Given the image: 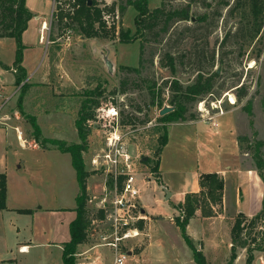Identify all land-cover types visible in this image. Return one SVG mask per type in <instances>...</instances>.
Segmentation results:
<instances>
[{
    "label": "rangeland",
    "instance_id": "1",
    "mask_svg": "<svg viewBox=\"0 0 264 264\" xmlns=\"http://www.w3.org/2000/svg\"><path fill=\"white\" fill-rule=\"evenodd\" d=\"M94 1L96 9L102 10L104 24L96 22L97 35L90 37L75 17L79 8L75 2L67 0L56 20L52 16L55 0H29L30 6L49 21L48 29L41 34L44 40L41 50L37 45L39 33L30 28L23 34L24 40L35 46L25 49L24 62L31 72L38 66L37 74L26 80L31 83L24 92L16 84L17 72H14L17 43L14 38L0 37V61L9 66L5 69L0 65V72L7 78L5 92L6 95L15 92L5 110L6 115L12 116L8 122L20 125L29 141L36 139L32 116L42 128L40 139H36L40 148L35 150L28 144L22 147L15 128L0 123L4 130L0 131V172L7 175L9 204L32 207L74 204L79 185L71 156L43 140L54 137L68 144L80 142L76 120L81 105L85 100L95 99L99 105L92 108L93 117L87 122L88 150L84 152L89 173L87 209L91 223L81 250L95 247L104 264H114L112 248L99 245L103 242L100 232L108 228L106 208L99 204L107 199L108 206L113 196L116 168L107 155L112 158L118 155V170L122 171V154L128 153L141 190V202L148 205L149 213L151 208L158 210L162 206L161 211L166 212L146 215L138 221L141 234L126 245L140 257L135 264H141L143 256L148 261L145 264H197L175 222L179 211L166 201L169 191L158 180L160 168L155 171L152 167L160 159L161 139L170 128L171 141L162 156L163 179L172 190L190 188L196 171L231 165L235 140L234 128L231 132L228 122L230 125L235 121L244 167L258 166L255 161L258 148L264 158V27L253 37L255 0H149L150 10L185 8L192 19L171 20L165 30V17H162L153 27L146 28L143 35L137 33L138 11L134 0ZM263 1L259 0L260 4ZM90 5H93L92 0ZM103 13L111 14L108 20ZM203 16L205 20L201 19ZM107 22L113 26L108 27ZM34 23L35 20L33 26ZM68 28L72 29L70 38L65 35ZM36 52L37 57L40 55L37 61L32 59ZM168 54L175 58V71L168 64ZM200 73L206 77L215 75L211 92L198 101L188 102L187 120L161 119L166 115L160 114L161 109L174 106L171 100L180 94L171 82L179 81L186 87ZM228 93L234 95L235 103ZM215 105L223 106L227 112L225 116L198 124V128L188 124L203 119L205 109L215 113ZM16 111L19 118L14 114ZM192 114L195 118H191ZM219 128L224 130L221 135L216 134ZM207 130L214 134L208 137ZM116 145L120 152L115 149ZM25 159L26 165L18 168L17 163ZM260 170L264 175V162ZM121 177L118 180L120 188ZM226 180L229 212L245 214L218 218L202 240L190 237L207 264H247L249 253L253 256V264H264V215L257 224L251 223L254 214L263 206L264 180L261 188L249 183L247 172H242L239 178L229 174ZM238 184L245 195L241 204L237 201L241 198ZM218 210L222 209L218 207ZM240 216H245L242 226L248 246L234 250L232 227ZM23 217L0 213V236H4L0 242V259L6 246L4 238L7 246L13 244L16 240L13 223L23 226ZM15 251L19 263L22 260L27 264H45L49 258L44 247L24 255H20L17 248ZM88 260L86 254L77 257L78 262ZM0 264H3L1 260Z\"/></svg>",
    "mask_w": 264,
    "mask_h": 264
},
{
    "label": "trees",
    "instance_id": "2",
    "mask_svg": "<svg viewBox=\"0 0 264 264\" xmlns=\"http://www.w3.org/2000/svg\"><path fill=\"white\" fill-rule=\"evenodd\" d=\"M91 0H75V6L79 5L76 9L75 17L80 21L82 29L90 37L97 35L95 32V23L100 22L102 25L104 21L101 19L102 10L96 9L95 1L93 5H90ZM133 4L138 11L136 22H137V33L143 35V31L146 28H151L156 21L160 18L165 17V30H167V25L171 20H189L192 17L189 14V10L174 9L166 11L163 7H156L153 10L149 9V0H134ZM253 12L256 15V23L254 25L255 32L253 37H256L264 27V1L260 4L259 0H255L253 3ZM0 37H10L14 38L17 43L16 55L14 60L15 69H17L16 74V84H18L24 92L27 89V85L30 83L27 80L28 72L23 65L24 60V43L23 34L28 28L29 21L33 18L34 13L27 6L26 0H0ZM206 16L201 17L205 20ZM124 35V33H122ZM127 37V36H126ZM168 64H170L171 69L175 71V58L173 55L168 54ZM214 60V59H213ZM0 65L8 69L9 66L0 61ZM129 70H136L132 67H125ZM217 72L215 73V75ZM214 75V76H215ZM214 76H204L200 73L197 79L183 87L179 81L171 82L174 90L178 91L180 94L173 97L172 104L174 105V110L161 117L167 121H178L187 120L188 112V102L198 101L202 96L211 92L214 87ZM99 105V101L85 100L80 108L79 116L76 120V127L78 130V135L80 137V142L68 144L65 140L44 138L43 142H51L59 150L64 153H70L72 156V163L77 173V179L79 183V194L77 195V206L75 208L77 212L76 218L70 224L71 240L64 244L63 260L65 264H78L77 252L78 246L82 244L90 232L91 219L88 214L87 209V177L89 175L86 169V162L84 159V152L88 150V137L89 128L87 127V122L93 117L92 108ZM191 118H195L192 114ZM32 126L33 133L36 139H40L42 130L35 116H32ZM168 142V131L165 132L163 138L161 139V149ZM260 144V143H258ZM259 147V146H258ZM255 161L258 164L256 167L259 175L264 180V175L260 170L264 158L261 157L259 153V148L255 152ZM155 171L160 168V159L152 167ZM123 178V177H121ZM160 181V178H158ZM200 185L201 191L199 193H188L186 195L185 201L183 203L176 205L179 214L175 216V222L182 232V236L185 239L188 246L193 251L194 260L197 264H207L203 254L196 249L194 242L187 232V227L190 220L196 215L198 208H202L204 213L207 212L205 209L209 207V215L213 214L212 206H220L223 201L224 192V178L219 173H201L200 175ZM7 197V175L5 173H0V209H5ZM29 209H18V212L24 213L29 212ZM103 211H101V216ZM264 215V199L262 209L253 216L251 223L253 225ZM244 222L245 216H240L232 227V246L234 250L237 247L248 246V240L244 237ZM243 225V226H242ZM256 240V239H254ZM236 258V252L233 253V259ZM247 264H253V256L249 253L247 257Z\"/></svg>",
    "mask_w": 264,
    "mask_h": 264
},
{
    "label": "crops",
    "instance_id": "3",
    "mask_svg": "<svg viewBox=\"0 0 264 264\" xmlns=\"http://www.w3.org/2000/svg\"><path fill=\"white\" fill-rule=\"evenodd\" d=\"M53 1V0H52ZM27 6L29 7V9L34 13L33 18L29 21V25L28 28L26 29L25 33L32 28L33 30H35V32L39 33V38H38V42L37 45L39 46L38 50H41V46L44 42L43 38V31L42 27L44 24L48 25V21L45 17L44 14H41V12H38L37 10H34L33 6L31 7L29 4V0H26ZM35 20L34 26L32 25V22ZM51 28V25H50ZM29 32V31H28ZM42 34V35H41ZM37 35V34H36ZM44 37H45V32H44ZM23 43H24V51L26 48H31V47H35L34 44H32L31 42H26L24 40V36H23ZM24 57H25V52H24ZM40 57V55H38L37 57V52L34 54V57L32 58L33 60L37 59ZM31 59V60H32ZM25 58L23 60V65L24 67L27 69L28 72V77L27 80L29 79V77L33 78L35 76L36 73V69L38 66H36V69L34 71H30V69L28 68V66H26V63L24 62ZM35 61V62H36ZM34 62V63H35ZM40 64V63H39ZM4 76V83L6 82V75L1 73ZM31 83V81H28ZM6 86L4 85V90ZM227 113V112H226ZM225 113V114H226ZM225 114L223 115H219L217 116V118L219 117H223L225 116ZM216 118V117H215ZM208 123L209 121L206 120L205 118L203 119H199V120H195V121H191L188 124H193L195 125L196 128H198V124L201 123ZM39 123V122H38ZM210 123V122H209ZM217 126H218V122ZM40 125V124H39ZM174 125V124H172ZM171 125V126H172ZM15 126V125H13ZM20 126V125H19ZM228 126L230 127L231 132H233V128H234V140H235V154L234 156H232V162L229 164H225L223 167L221 168H206V170H199L195 172V177L194 180L190 186V188H183L181 190H172L170 189V186L164 182L163 179V172H162V156L163 153L165 152L166 148H168V145L171 141V132H170V128L168 131V142L166 143V145L163 147L162 152H161V156H160V182L162 183V185H164V187L167 189V191L170 192V198L168 199L166 196V201L172 206V208L176 209V205L178 206V204L183 203L185 201L186 195L188 193H199L201 191V185H200V175L201 173H211V172H216L219 173L221 176H223L224 178V192H223V201L222 204L220 206H212L213 208V214L209 215V207H207L205 209V212L203 211V209L200 207L198 208L196 215L190 220L188 227H187V232L188 230H190V233H188L194 240H202L203 238L206 237L207 233L209 232V230H211V228H213L214 222L216 224V222L218 221V218L220 217H233L235 215H240V214H245V213H230L229 212V207H228V203H227V196H226V192H227V180L226 178L228 177L229 174H234L236 175L238 178L242 175V172H247L248 173V177H249V183L254 185L255 188H257V186H259L260 188L262 187V179L258 173L257 168H253L251 166L248 167H244V158L242 157V155L240 154V150H239V143H238V133H237V122L235 121L234 124L230 122H228ZM21 127V126H20ZM41 127V126H40ZM236 128V129H235ZM42 130V128H41ZM0 131H4L2 128H0ZM208 131V130H207ZM223 129L219 128L216 130V134L221 135L223 133ZM212 131L210 130V132L208 131V137H211L210 135H212ZM78 134V131H77ZM214 134V133H213ZM170 137V138H169ZM207 137V139H208ZM54 138V137H53ZM63 140V139H61ZM78 143V142H76ZM31 148V147H30ZM40 147H35V150H38ZM64 153V152H63ZM68 153V152H67ZM64 153V154H67ZM70 154V153H68ZM71 156V154H70ZM71 160H72V156H71ZM27 161L25 160H21V162H18V168L26 165ZM73 164V163H72ZM2 173V172H0ZM77 174V173H76ZM34 179V177L32 176V180ZM78 181V179H77ZM79 185V183H78ZM243 187L241 186V184H238V191L240 192V197L237 198V201L239 204H241L243 202V199L245 197L244 195V191L242 190ZM80 188L78 189V192L76 193L75 196V200L77 198V195L79 194ZM6 205L7 207L5 209H0V213L5 212L8 216H12V214H17V215H22L24 216V224L23 226H20L19 224L13 223L14 228L16 229V240L13 242V244L7 246V240L6 238H4V245L5 246V251H4V256L1 257V262L3 264H14L13 262L15 261L17 264H27L26 262H22V260H20L19 263V258L18 255L15 254V249L17 248L18 253L20 255H24V254H29L31 253L33 250L37 249V248H47L48 254H49V258L46 259L45 264H65L64 260H63V252H64V244L69 242L71 240V233H70V224L71 222L76 218L77 216V212L75 210L76 206H77V200L74 202L73 205L71 206H63V207H45L43 205H40L39 207H32V206H14L9 204V189L7 186V197H6ZM140 205L142 207V209L145 211V214L148 216L150 214H155L156 212H162L161 209H163V206L160 207L161 209H155V208H151V213H149L147 210L148 205L147 204H143L140 200ZM218 207L222 210H218ZM18 209H29V212H18ZM162 213H166V212H162ZM247 215V214H246ZM255 215V214H254ZM4 216V215H2ZM248 216H253V214H248ZM192 229V230H191ZM193 229L195 232H193ZM1 237L4 236H0V242H1ZM81 246L82 244H80L78 246V252L76 254V256H82L83 254H86V257L89 258V260L86 262H78V264H104L103 261L100 260V253L98 250H95V247H90L88 250H81ZM25 247L24 251H21V248ZM136 249V248H135ZM93 250V252H91ZM130 253V261L128 262V264H135L138 263L140 257L138 254H135L134 250ZM145 254V253H144ZM22 262V263H21ZM147 263V258L143 256L142 258V262L141 264H145ZM195 262V261H194ZM196 263V262H195ZM126 264V262H125Z\"/></svg>",
    "mask_w": 264,
    "mask_h": 264
},
{
    "label": "built area",
    "instance_id": "4",
    "mask_svg": "<svg viewBox=\"0 0 264 264\" xmlns=\"http://www.w3.org/2000/svg\"><path fill=\"white\" fill-rule=\"evenodd\" d=\"M66 1L67 0H55V6L52 12L54 19L58 20L59 10L65 7ZM69 1L75 2V0ZM110 16V13H103L105 20H108ZM107 26L112 27L113 25L109 22ZM45 29H48L47 24L43 25V30ZM71 31L72 29L70 28L66 30L65 35L67 38H70ZM14 72H17V69L14 68ZM4 85V76L0 72V123H4L15 128L22 147H27V144L29 147H38L36 139L34 141H29L24 137L23 131L19 125L13 126L8 122V120L12 119V116L10 114L6 115L5 110L7 103L11 100L15 92L11 93L10 95H6ZM231 102L235 103L232 100ZM215 109V113H211L209 110L205 109L207 112L202 114L203 118L208 121H214L215 117L225 114V110L222 105H215ZM14 114L19 118L17 111ZM215 124L217 125L216 122ZM115 149L118 150V145L115 146ZM118 152L120 151L118 150ZM122 155L124 159L122 171L118 170V155H116L114 158L110 157V155H107L116 168V170L113 171L115 176V181L113 184V196L108 206L107 203H105L107 199H103L99 204L100 207L106 208L105 222L106 226L108 227L106 230H103V232H100L103 242L99 243V245H108L112 248L114 252V264H125L127 258L130 256L129 252L134 250L133 248H126L127 242L141 234V229L137 223L139 220L145 219L147 217L139 202L141 190L137 184L136 172L131 168V164L129 163L130 156L128 153H123ZM121 176H123V183L120 188L118 180ZM91 232L95 233V230H92ZM24 250L25 247H22L21 251Z\"/></svg>",
    "mask_w": 264,
    "mask_h": 264
},
{
    "label": "water",
    "instance_id": "5",
    "mask_svg": "<svg viewBox=\"0 0 264 264\" xmlns=\"http://www.w3.org/2000/svg\"><path fill=\"white\" fill-rule=\"evenodd\" d=\"M90 4H91V1H90ZM173 110H174V106H165L161 109L160 114L165 115ZM167 198L168 199L170 198V192L168 193Z\"/></svg>",
    "mask_w": 264,
    "mask_h": 264
},
{
    "label": "bare ground",
    "instance_id": "6",
    "mask_svg": "<svg viewBox=\"0 0 264 264\" xmlns=\"http://www.w3.org/2000/svg\"><path fill=\"white\" fill-rule=\"evenodd\" d=\"M228 94L230 95L231 100L235 102V97H234V95H233V94H230V93H228Z\"/></svg>",
    "mask_w": 264,
    "mask_h": 264
}]
</instances>
